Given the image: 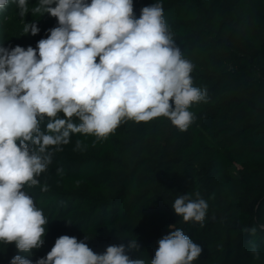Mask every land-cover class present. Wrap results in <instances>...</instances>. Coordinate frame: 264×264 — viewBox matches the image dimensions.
Returning <instances> with one entry per match:
<instances>
[{"label":"trees","instance_id":"1","mask_svg":"<svg viewBox=\"0 0 264 264\" xmlns=\"http://www.w3.org/2000/svg\"><path fill=\"white\" fill-rule=\"evenodd\" d=\"M154 2L133 0L135 17ZM161 2L177 46L195 65L194 86H206L209 101L192 106L196 119L185 132L158 118L129 121L95 145L92 136L72 134L39 178L48 191L25 189L49 219L33 264L61 235L87 237L97 254L135 238L139 251L126 254L150 261L170 225L201 246L194 264H264V232L242 231L264 223V0ZM30 22L40 29L28 34L33 48L57 26L47 14H31ZM76 140L83 151L73 150ZM197 191L209 205L203 227L171 207ZM253 240L259 259L249 251ZM11 259L0 244V264Z\"/></svg>","mask_w":264,"mask_h":264},{"label":"clouds","instance_id":"2","mask_svg":"<svg viewBox=\"0 0 264 264\" xmlns=\"http://www.w3.org/2000/svg\"><path fill=\"white\" fill-rule=\"evenodd\" d=\"M10 2L23 20L29 11L57 20L36 48L0 47V244L31 253L43 246L49 219L25 189L48 191L39 178L72 134L92 136L95 145L129 121L158 118L185 132L196 119L190 109L209 95L206 86H194L195 65L177 46L161 0L142 7L139 18L133 0H37L31 9L28 0H0V12ZM39 31L35 22H24V35ZM84 147L76 140L73 150ZM171 207L183 222L203 227L209 205L197 191L178 195ZM169 228L150 261L126 254L139 251L135 238L97 254L87 237L61 235L35 264H194L201 246ZM242 231L255 237L264 223ZM249 244L259 259L255 241ZM10 264L33 262L16 255Z\"/></svg>","mask_w":264,"mask_h":264},{"label":"rangeland","instance_id":"3","mask_svg":"<svg viewBox=\"0 0 264 264\" xmlns=\"http://www.w3.org/2000/svg\"><path fill=\"white\" fill-rule=\"evenodd\" d=\"M37 0H28L29 8L35 6ZM19 9L15 3L10 2L8 8L4 12H0V47L14 48L19 45L26 48L31 44V40L28 34L24 35L23 26L24 22L32 14L30 11L24 17V20L18 15ZM104 243H107L105 238ZM9 250L12 254V258L16 255H20L23 258L31 259L34 255V249L31 253L19 252L15 244H9Z\"/></svg>","mask_w":264,"mask_h":264}]
</instances>
